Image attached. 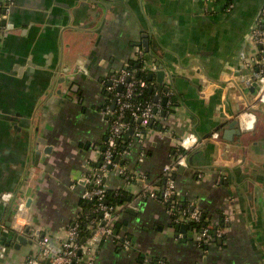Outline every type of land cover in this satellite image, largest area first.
Segmentation results:
<instances>
[{
    "label": "crops",
    "instance_id": "obj_1",
    "mask_svg": "<svg viewBox=\"0 0 264 264\" xmlns=\"http://www.w3.org/2000/svg\"><path fill=\"white\" fill-rule=\"evenodd\" d=\"M87 1L17 0L6 26L0 20L9 30L0 41V226L7 228L15 214L12 200L2 198L13 193L26 201L38 239L65 240L82 211L86 179L107 148L106 84L138 60L139 48L155 100L161 107L169 97L171 112L157 120L159 129H146L142 146L126 135L129 154L119 167L135 177L131 183L118 168L104 178L107 190L129 193L116 212L122 229L115 230L132 248L104 243L97 264H140L145 257L165 264H264V107L254 109L259 48L251 41L264 0H105V7L93 8L96 20ZM159 64L167 72L162 86ZM71 74L75 93L59 83ZM238 112L243 134L227 135ZM190 133L203 143L183 171L172 172L176 200L213 226L231 219L224 238L207 249L196 244V229L178 231L167 208L146 195L148 187L164 189L166 166ZM46 147L50 155L43 154ZM37 250L36 243L7 249L0 264H26Z\"/></svg>",
    "mask_w": 264,
    "mask_h": 264
},
{
    "label": "built area",
    "instance_id": "obj_2",
    "mask_svg": "<svg viewBox=\"0 0 264 264\" xmlns=\"http://www.w3.org/2000/svg\"><path fill=\"white\" fill-rule=\"evenodd\" d=\"M216 0H206L209 5H213ZM233 4L228 2L225 7L226 12H230L233 8ZM13 7L12 0H0V20L8 19L10 9ZM211 11H214L212 8ZM9 30L6 27L0 28V41L8 34ZM251 41L259 48V57L256 60L258 72L256 75V82L260 86L259 95L257 97V106L264 105V9L261 16L253 25L251 32ZM137 57L144 63V69L146 70V61L144 52L141 49H137ZM127 67V66H126ZM112 85L107 87L109 92H114L119 86L125 87L124 93H115L118 96L116 103V110L107 106L105 115L109 118L112 117V123L110 125L109 137L107 141V148L103 154V163L99 169H94V172L89 175L86 179V183H93L97 186L96 189H87L83 195L84 199L91 200L95 197L99 200V211L101 212V218L93 220L91 222V231L85 243H82L78 218L70 225L67 236L64 241L59 245L48 243L44 240L38 239L35 230L30 228V219L28 217V208L26 207V201L20 200L17 204L16 212L11 220L10 231H15L20 235H25L29 239L33 240L38 246L39 250L36 253L31 254L26 259V264H97L98 256L101 252V246L104 243L112 242L116 246L121 247L125 250H131L132 242L130 239L121 237L115 234L114 225L118 220L116 212L118 208H109L105 204H102L106 188L104 183L105 176L109 173L112 168H118V171L122 175L128 174L127 170L119 167V164L114 163V149L117 146L118 140L122 138L124 133L130 131L129 124L124 122V119L128 113L136 120L139 121L138 126L133 129V135L136 141L142 146L146 141V129L148 124L152 121L155 122L161 118V108L158 105L146 104V105H134L132 103V97L142 87H146V83L143 80H137L134 77V73L127 71L125 68L121 71L117 78H112ZM213 139H219L220 134L214 133ZM203 143V140L190 133L184 136L180 142L178 149L182 150L174 163L166 166V171L169 174L166 185L162 190V198L160 199L158 192L151 187L146 191V195L154 199L158 203L165 206L170 200H174L175 204L171 207H166L168 213L173 217V220L177 224H192L200 223L203 219L202 213L196 210H190L189 208H179L177 206V191L176 184L172 177V172L176 171L180 167L188 166V155L195 149L199 148ZM187 154H185V153ZM129 154V150H125L120 154L121 158H125ZM120 158V159H121ZM99 171L100 175L95 176V173ZM95 176V177H94ZM129 183L135 179L134 176H125ZM203 177V175H200ZM2 198L6 202H10L14 198L13 193H5ZM230 217L226 216L224 219V225L216 229L215 233L212 234L211 230L216 227L210 225L202 229L195 236V242L198 247L204 248L205 244H212L215 239L223 238L230 230ZM1 230H7L4 225L0 226ZM140 264H165L163 260L153 259L145 257Z\"/></svg>",
    "mask_w": 264,
    "mask_h": 264
},
{
    "label": "trees",
    "instance_id": "obj_3",
    "mask_svg": "<svg viewBox=\"0 0 264 264\" xmlns=\"http://www.w3.org/2000/svg\"><path fill=\"white\" fill-rule=\"evenodd\" d=\"M146 61V58H145ZM125 69L127 71H130L132 73H134V77L137 80H143L146 83V87H142L140 90H138L134 96L132 97V103L134 105H146V104H154V105H160L158 104V102H156L155 100V93H154V89L152 88V80L149 79L150 73L149 71L144 69V63L142 61H140L139 59L136 61H131L127 67H125ZM119 76V74H113L112 78H117ZM111 78V79H112ZM109 82L110 79L108 81V83L106 84V88L104 90V94L108 97L107 98V106H109L110 108L112 107V104L114 102V97H115V93L117 91L114 92H109L107 90V87H109ZM125 92V87L122 86V90L120 93H124ZM117 108V107H116ZM161 113L166 112L167 114H169L171 112V106L170 105H162L161 104ZM116 110V109H115ZM114 110V111H115ZM113 117V116H112ZM112 117H109V123L111 125L112 123ZM114 119V117H113ZM124 122L129 124L130 130L135 129L136 126L140 125L139 121H136L131 115L130 113H128L124 119ZM161 123L158 121L153 122V124H148V128L151 127L153 129H159L160 128ZM129 132V131H128ZM128 132L124 133V135L122 136V138L120 140H118L117 142V146L114 149V163L115 164H120V162L123 160V158L120 157V154L125 151L128 150L129 147V142L126 141L125 137L128 134ZM181 153H183L182 150L176 149V157H178ZM185 153V152H184ZM187 154V153H185ZM188 156L190 155L187 154ZM121 158V159H120ZM103 163V158L100 160V162L98 163H94V168L99 169L101 167ZM113 169V168H112ZM111 169V170H112ZM177 171V170H176ZM100 173L99 171H97L95 173V176H99ZM94 176V177H95ZM172 177H174V173L172 174ZM87 188L89 190H93L96 189L97 186L94 185L93 183H90L87 185ZM158 195L160 197V199L162 198V191L161 190H157ZM129 193L123 189L121 190H107L106 189V193H105V198L102 202V204H105L106 206H108L109 208H118V207H122L124 206L126 203H128L129 201ZM99 200L97 197L88 200V199H84L81 202V213L79 215V218L77 220L78 224H79V230H80V235L81 238L83 239L84 237L88 236V234L90 233L91 229V222L93 220L96 219H100L101 218V212L99 211ZM175 204L174 200H170L169 202H167L165 204L166 207H171ZM177 206L179 208H189L186 205H183L181 202H177ZM191 210V209H190ZM203 216V214H202ZM211 225V221L207 219V217L203 216V219L201 220L200 223H192L191 226L196 229L198 232L202 231V229H204L205 227H208ZM224 225V221L220 222L216 227H214L211 230V233L214 234L216 229L219 227H222ZM114 229H118L121 230L122 229V224L116 223L114 225ZM125 237V236H123ZM127 238V236L125 237ZM224 238V237H223ZM222 238V239H223ZM219 239H215L213 242H218ZM209 245L205 244L204 248H207Z\"/></svg>",
    "mask_w": 264,
    "mask_h": 264
},
{
    "label": "water",
    "instance_id": "obj_4",
    "mask_svg": "<svg viewBox=\"0 0 264 264\" xmlns=\"http://www.w3.org/2000/svg\"><path fill=\"white\" fill-rule=\"evenodd\" d=\"M12 1L14 3H16L17 0H12ZM75 2L77 3L78 1H75ZM87 2H88V4H87L88 8H92L89 11V14L93 17L94 20H96L97 17L99 16V13H97L96 10H94L93 8L105 7V0H88ZM12 11H13V7L10 9L9 14H11ZM7 22H8L7 20H3L1 22L2 26H6ZM146 45H147V43L145 42L144 47ZM61 65H62V62L60 63V66ZM76 66H77L76 68L78 71L80 65H76ZM159 67L160 68L157 72V82L162 86L164 84V80H165V77L167 75V72L162 66H160V64H159ZM76 68H75V70H76ZM67 70H68L67 73H69L70 69H67ZM75 70L73 71L74 73L76 72ZM75 76H76V74H71L65 78L59 79L60 84H67L68 85V87L65 89L66 90L65 92L69 93L71 91V93L72 92L75 93L76 91H78V86L76 84H73L74 83L73 80L75 79ZM149 79L150 80L152 79V74L149 76ZM111 85H112V81L109 82V86H111ZM121 90H122V86H119L117 88L116 92L120 93ZM169 90H170V88H168V87L165 88V91H169ZM259 91H260V86H259ZM60 93H62V91ZM258 95H259V93L255 94V96H257V97H258ZM117 100H118V96L115 95L114 102H113L112 107H111L112 111H114L116 109ZM158 100L159 99H156V102H159ZM168 102H169V97H164L161 101L162 105H167ZM248 106L251 107L252 105L249 104ZM261 107H264V105L258 106L256 108L254 107V109L260 110ZM251 109H253V107H251ZM241 114H243V113H241V112L236 113L235 118L233 119L232 123L229 125L230 131L227 132V135L237 134L238 136H241L243 134V132L240 129V120H239ZM166 117H167L166 112L161 113V118L164 119ZM150 124H153V121ZM128 135H133V130H130L128 132ZM199 140L201 141L203 139L199 138ZM38 143L45 145V140L39 139ZM52 150H53L52 147H46L43 151V154L50 155ZM179 169H180V171H183L182 167H180ZM16 198H17V203H18V202H20L21 199H23V196L18 197L16 194H14V198L12 199V202L9 203V206H10L9 210L13 209V213L16 212V208L14 206V202H15ZM125 210L127 213L135 214L130 209H125ZM10 226H11V223L8 224L7 230H0V252L5 251L7 249H11V248L16 249V250H20L25 245L34 244V241L29 239L27 236L20 235V234L16 233L15 231H10L9 230ZM176 228L180 232L188 233V231L192 228V226H191V224L182 223L180 225H177ZM117 233H118V230H115V234H117ZM86 240H87V238H84L82 240V243H85Z\"/></svg>",
    "mask_w": 264,
    "mask_h": 264
}]
</instances>
